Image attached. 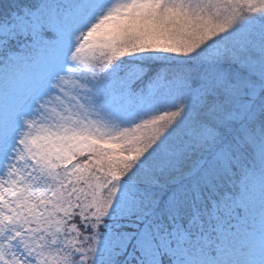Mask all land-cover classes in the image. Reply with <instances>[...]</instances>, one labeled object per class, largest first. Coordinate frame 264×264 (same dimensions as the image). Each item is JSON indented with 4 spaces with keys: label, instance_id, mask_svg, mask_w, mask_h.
<instances>
[{
    "label": "snow or ice",
    "instance_id": "1",
    "mask_svg": "<svg viewBox=\"0 0 264 264\" xmlns=\"http://www.w3.org/2000/svg\"><path fill=\"white\" fill-rule=\"evenodd\" d=\"M0 264H264V0H0Z\"/></svg>",
    "mask_w": 264,
    "mask_h": 264
}]
</instances>
